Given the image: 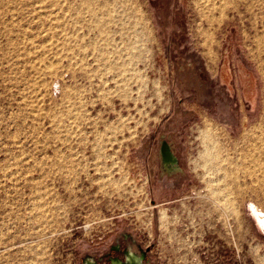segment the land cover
<instances>
[{"label": "rangeland", "instance_id": "1", "mask_svg": "<svg viewBox=\"0 0 264 264\" xmlns=\"http://www.w3.org/2000/svg\"><path fill=\"white\" fill-rule=\"evenodd\" d=\"M252 207L264 0H0V264H264Z\"/></svg>", "mask_w": 264, "mask_h": 264}, {"label": "water", "instance_id": "2", "mask_svg": "<svg viewBox=\"0 0 264 264\" xmlns=\"http://www.w3.org/2000/svg\"><path fill=\"white\" fill-rule=\"evenodd\" d=\"M160 144V158L162 170L166 172L168 176H172L173 174L181 172L179 160L176 157L172 146L164 139L161 141ZM122 236L130 238L132 240L133 245L136 246L138 248V251L140 252L139 255L130 250L128 252H123V260L118 258H108L104 262L105 257L97 258L94 255L87 254L82 258L81 264H144V262H147V257L148 253L150 252V248H147L145 250L142 247V244L138 243L137 239L130 234L124 233L122 234Z\"/></svg>", "mask_w": 264, "mask_h": 264}, {"label": "flooded vegetation", "instance_id": "3", "mask_svg": "<svg viewBox=\"0 0 264 264\" xmlns=\"http://www.w3.org/2000/svg\"><path fill=\"white\" fill-rule=\"evenodd\" d=\"M137 242L140 243L138 240H137ZM142 247L145 250L147 248H150V252L148 253V257H147L148 261L144 262V264H152V257H151L152 250H151V247H144L143 245H142ZM130 250L132 252H135L138 255L140 254V252L138 251V248L133 245L132 240L130 238H126V237L121 235L119 238H117L115 240V242L110 246L109 250L106 253H104L101 256H98L97 258L105 257L104 262L108 258H118V259L123 260L124 259L123 252H125V251L128 252Z\"/></svg>", "mask_w": 264, "mask_h": 264}, {"label": "bare ground", "instance_id": "4", "mask_svg": "<svg viewBox=\"0 0 264 264\" xmlns=\"http://www.w3.org/2000/svg\"><path fill=\"white\" fill-rule=\"evenodd\" d=\"M224 7V6H223ZM211 8V7H210ZM203 9V8H202ZM220 12V11H219ZM205 35V34H204ZM210 38V37H209ZM211 39V38H210ZM213 40V39H212ZM209 48V47H208ZM210 127V126H209ZM208 127V128H209ZM210 129V128H209ZM208 131V130H207ZM205 132L206 133V136H207V133L208 132ZM212 131H213V129H212ZM215 131V130H214ZM209 132H211L210 130H209ZM213 133L214 132H211L210 134L211 135H213ZM209 134V133H208ZM216 134V133H215ZM206 136H204V137H206ZM214 136V135H213ZM212 136V137H213ZM209 137H211V136H209ZM211 137V138H212ZM214 138V137H213ZM262 138V137H261ZM208 139V138H207ZM206 139V140H207ZM246 139V138H245ZM255 139V138H254ZM254 139H253V141H254ZM213 141V140H212ZM247 141V140H246ZM259 142V141H258ZM212 144L213 143H211V148L210 147H208V149H206V150H208L207 151V153L206 154H217L218 155V153L220 152V150H219V152H218V149H217V147H215V146H212ZM216 145V144H215ZM220 147V146H219ZM221 149V148H220ZM205 150V151H206ZM247 151V150H246ZM222 153V152H221ZM254 153H256V152H254ZM260 153V152H259ZM262 153V152H261ZM244 154V153H243ZM245 154H247V155H253V150L251 151V150H248L247 152H245ZM260 155V154H259ZM261 156V155H260ZM254 158H255V156H254ZM258 158V157H257ZM212 159V158H211ZM244 159L246 160L247 159V156L245 155L244 156ZM208 160V159H207ZM213 160V159H212ZM250 160V159H249ZM210 161V160H209ZM214 161V160H213ZM202 162V161H201ZM249 162V161H248ZM259 162V161H258ZM210 163V162H209ZM240 165V164H239ZM258 165V164H257ZM261 165V164H260ZM197 167V166H196ZM233 167V166H232ZM241 167V166H240ZM252 167V166H251ZM254 167V166H253ZM257 167V166H256ZM238 168V167H237ZM258 168V167H257ZM223 169V168H222ZM228 170H229V168H228ZM244 170V169H243ZM252 170V169H251ZM230 171V170H229ZM245 171V170H244ZM233 173V172H232ZM249 173V172H248ZM262 173V172H261ZM253 174V173H252ZM227 175H230V174H228L227 173ZM256 175V174H255ZM233 176H234V174H233ZM236 176V175H235ZM250 176V175H249ZM225 177V176H224ZM228 177H230V176H228ZM233 178V177H232ZM235 178V177H234ZM225 179V178H224ZM228 179V178H227ZM230 180L232 181L233 179H230L229 178V182H230ZM256 180V179H255ZM225 181V180H224ZM227 181V180H226ZM236 181V180H235ZM238 181V180H237ZM252 181V180H251ZM262 181V180H261ZM228 183V182H227ZM232 183H233V181H232ZM230 184V183H229ZM231 185V184H230ZM247 187H249V186H247ZM255 187V186H254ZM231 188V187H230ZM251 189V188H250ZM222 190V189H221ZM244 190H245V188H244ZM226 191V190H225ZM217 193V192H216ZM228 193V192H227ZM242 193V192H241ZM218 194V193H217ZM218 197V196H217ZM222 198V197H221ZM220 199V198H219ZM252 213H253V215L255 216V218H256V220L258 221V223L260 224V226L264 229V217L262 216V212L259 210V209H257V208H255V207H252Z\"/></svg>", "mask_w": 264, "mask_h": 264}]
</instances>
